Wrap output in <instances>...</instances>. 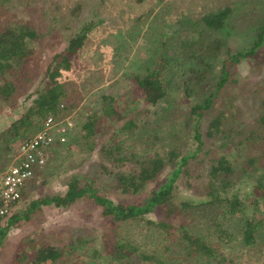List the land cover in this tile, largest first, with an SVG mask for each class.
<instances>
[{
  "label": "trees",
  "instance_id": "16d2710c",
  "mask_svg": "<svg viewBox=\"0 0 264 264\" xmlns=\"http://www.w3.org/2000/svg\"><path fill=\"white\" fill-rule=\"evenodd\" d=\"M80 8L78 2L69 9L71 19L65 26L69 32L63 33L66 45L46 65L33 90L28 91L26 99H31L30 104H23V115L8 126L6 131L10 134L18 135V129L43 121L49 115H57L62 102L67 109L74 108L72 96L60 80L64 76L62 70L70 68L71 59L84 44L88 33L102 23L100 19L94 20L92 12L78 19ZM256 10L254 6L248 9L241 5L236 8L225 6L205 13L193 25L182 23L178 31L183 35L177 43L172 42L178 51L169 56L165 46L161 47L162 53L145 68L146 72L133 78L142 101L150 106L166 102L162 110L165 112L170 108L168 97L172 92L171 80L167 78L168 66L193 64L188 68L192 81L182 78V90L178 89L179 101L185 97L189 102L182 113L173 116L170 125L182 135H189L195 142L193 147L176 143L163 152L139 154L123 148L108 135L100 146L96 163L104 175L101 183L79 171L71 172L64 181L63 195H44L30 202L25 210L9 215L6 225L0 227V248L9 228L29 221L41 206L67 208L83 198L93 202L100 216L112 221L118 233L123 234L122 229L128 232L130 228L138 227L136 240L124 238L113 243V249L107 253L108 261L113 264H235L230 255L234 246L252 247L257 235L264 238L261 231L264 230V214L252 215L247 199L235 191L236 183L242 177L255 182V191L264 187V170L261 169L264 163V98L251 103L255 113L251 114L253 121L247 125L239 118L251 107L247 103L250 100L237 101L243 90L242 79L230 77L231 68L246 57L256 61L264 46V17L254 23ZM74 18L79 20L78 24L72 22ZM219 31L223 34L221 37L210 39L206 36ZM238 35L249 40L231 50L229 41ZM39 36L27 21L0 23L1 99L7 101L16 92L17 82L23 79L30 60L35 57L34 47L40 45L37 42ZM219 57H222L220 62ZM216 63H219V70L213 74ZM257 65L263 68L264 58L257 60ZM263 77L261 86L251 89L252 98L258 88L264 87ZM204 79L210 80L211 85L203 82ZM232 84L240 86L236 92L228 91ZM111 103V98L102 96L100 114L92 113L80 125L81 138L90 148L103 137V129L98 125L104 120L122 119ZM160 115L158 124L164 120L163 114ZM136 125L135 119L127 118L121 129L133 130ZM12 143V139H5L0 147V170L8 165ZM229 147L239 154L243 152V161L238 162L227 152ZM254 147L261 152L252 154ZM166 168L169 169L164 181L151 185ZM180 184L190 190L191 196L178 194ZM115 192L128 198L115 202L109 198ZM260 192V197L264 198V190ZM247 197L251 200L250 195ZM253 197L258 198V195ZM156 211L161 214L158 220L148 216ZM65 253L64 247L55 246L43 236L26 238L18 249L16 264H61Z\"/></svg>",
  "mask_w": 264,
  "mask_h": 264
},
{
  "label": "rangeland",
  "instance_id": "374dc122",
  "mask_svg": "<svg viewBox=\"0 0 264 264\" xmlns=\"http://www.w3.org/2000/svg\"><path fill=\"white\" fill-rule=\"evenodd\" d=\"M242 1L0 0V23L27 21L41 35L37 38L40 45L36 44L34 47L35 57L30 60L23 79L17 82L16 92L11 94L7 101L0 98V147L3 146L5 139H12L11 146L15 147L19 142L32 136L43 122L36 121L30 126L18 129V135L6 131L14 120L23 115L24 105L30 104L31 99H26L27 93L33 90L41 79V72L55 54L63 51L66 45L63 42V33L69 32L65 30V26L69 25L71 19L69 9L80 2L78 19L87 17L88 13L92 12L94 20H102V23L88 33L84 44L71 59L70 68L61 69L64 76L60 80L65 83L73 99L71 102L75 104L72 109L75 131L70 134L66 144L52 147L47 164L37 170L36 176L25 185L12 214L25 210L30 202L44 195H63L66 190L64 181L71 172L79 171L96 183H101L104 175L96 163L100 146L108 135L123 148L139 154L163 152L176 143H185L193 147L195 142L189 135H182L178 129L174 130L170 126L173 116L182 113L189 102L185 97L179 101L178 89L182 90V78H190L192 73L188 72V68L193 64H184L182 67L168 66L167 78L171 80L172 92L168 97L170 108L165 112L163 109L167 105L166 102L150 106L142 101L133 78L146 72L145 68L162 53L161 47L165 46L168 50L166 54L169 56L178 51V47H174L172 42L177 43L180 35H183L178 31L182 23L193 25L199 22L205 13L220 10L225 6L236 8L239 5L245 9L254 6L258 11L254 23H258L264 17V0H248V3ZM76 18L72 22L78 24L79 20H75ZM222 35L220 31L206 34L210 39ZM248 40L249 38L244 36H234L233 41H229V48L236 50L241 46L240 43ZM258 56L257 60L264 58V46ZM221 59L222 57H219V62ZM257 60L246 57L230 71L231 78L238 76L242 79L240 84L243 85L241 93L243 97L241 99L240 94L237 101L250 100L247 103L251 107H248L242 118H239L247 125L253 121L251 114L255 113L251 103H257L264 98L263 85L258 88L255 98L250 96L252 88L261 86V78L264 76V66L258 67ZM182 69L187 73H183ZM218 70L219 63H216L213 74H217ZM190 80L192 81V78ZM205 81L211 85L210 80L204 79L203 82ZM238 84L230 85L228 91L236 92L240 87ZM201 86L204 89L203 83ZM104 95L112 99L111 104L118 110L122 119L112 122L104 120L103 124L98 125L103 129V137L98 138L90 148L88 142L81 138L80 125L92 113L100 114V103ZM159 113L160 116L163 114L164 120L158 124ZM127 118L135 119L138 126L136 125L133 130H122L121 127ZM226 151L232 153L238 162L243 161V152L239 154L231 147ZM251 151L252 154L261 152L255 147ZM8 161L7 157V163ZM168 169H164L156 181L150 184L156 182L161 184ZM261 169L264 170V163ZM262 189L264 190V187L255 191V182L249 177H242L236 183L235 191L247 199L252 215L257 217L264 214V198L260 197ZM111 194L109 198L115 202L128 198L127 195H116V192ZM178 194L182 197L191 196L190 190L181 184ZM255 194L258 198L253 197ZM247 195L251 196V200ZM253 200L255 203H252ZM148 216L158 220L161 214L156 211ZM9 217L0 219V227L6 225ZM122 231L123 234L118 233L115 224L103 219L94 203L86 198L67 208L44 205L29 221L9 228L0 248V264H16L21 242L26 238L41 236L55 246L64 247L66 253L61 259V264H113L107 257V253L113 249V243L124 238L131 240L138 238V227L130 228L128 232L125 229ZM261 231L264 233V230ZM230 255L235 264H264V238L261 234L257 235L255 245L252 247L241 249L234 246Z\"/></svg>",
  "mask_w": 264,
  "mask_h": 264
},
{
  "label": "built area",
  "instance_id": "2783aa9c",
  "mask_svg": "<svg viewBox=\"0 0 264 264\" xmlns=\"http://www.w3.org/2000/svg\"><path fill=\"white\" fill-rule=\"evenodd\" d=\"M59 109L57 115L47 116L32 136L13 147L8 165L0 170V219L13 212L23 187L47 164L53 145L66 144L75 131L74 111L64 103Z\"/></svg>",
  "mask_w": 264,
  "mask_h": 264
},
{
  "label": "crops",
  "instance_id": "0c3cea01",
  "mask_svg": "<svg viewBox=\"0 0 264 264\" xmlns=\"http://www.w3.org/2000/svg\"><path fill=\"white\" fill-rule=\"evenodd\" d=\"M16 207V206H15Z\"/></svg>",
  "mask_w": 264,
  "mask_h": 264
}]
</instances>
